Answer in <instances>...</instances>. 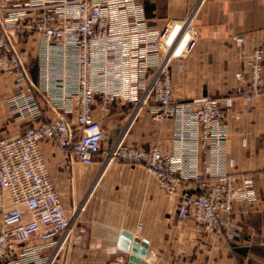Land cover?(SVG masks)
I'll return each mask as SVG.
<instances>
[{
	"label": "built area",
	"instance_id": "2783aa9c",
	"mask_svg": "<svg viewBox=\"0 0 264 264\" xmlns=\"http://www.w3.org/2000/svg\"><path fill=\"white\" fill-rule=\"evenodd\" d=\"M34 35L41 40L37 84L19 53ZM158 36L140 0H0V71L15 78L17 89L9 106L35 122L0 138V264H53L69 239L79 240L85 230L77 225L85 202L71 213L65 208L44 157L46 140L67 158L66 169L98 156L102 167L115 161L141 165L165 195L178 197V219L205 231L229 225L234 204L253 198L251 179L240 188L225 168V118L233 96L177 99L167 62L160 68L165 56L159 55ZM263 61L264 44L250 54L244 103L260 94ZM97 94L101 110L114 99L134 102L119 137L105 149L93 114ZM144 108L157 122L173 121L169 150L125 144ZM182 181L194 190L181 187Z\"/></svg>",
	"mask_w": 264,
	"mask_h": 264
},
{
	"label": "crops",
	"instance_id": "0c3cea01",
	"mask_svg": "<svg viewBox=\"0 0 264 264\" xmlns=\"http://www.w3.org/2000/svg\"><path fill=\"white\" fill-rule=\"evenodd\" d=\"M140 1L148 26L159 32L161 58L166 54L163 43L169 47L167 68L176 98L233 96L225 118V168L240 188L244 178L251 179L253 198L234 204L229 225L205 231L190 219H178V197L165 195L141 165L115 161L102 167L98 156L89 164L73 163L66 169L67 158L46 140L44 157L65 208L71 213L85 202L77 222L85 230L79 240L69 239L53 264H128L134 253L119 247L122 231L147 244L138 264H264V61L260 94L249 103L242 100L250 54L264 44V0ZM40 41L34 35L19 46L34 84L39 81ZM15 82L0 71V138L35 124L9 106V97L17 90ZM100 98L95 96L93 114L102 126L105 149L119 137L134 102L114 99L101 110ZM46 112L51 118L55 115ZM68 118L73 119L74 113ZM172 134L171 119L157 122L144 108L129 128L125 144L169 150ZM198 167L203 170L201 164ZM181 187L194 190L189 181H182Z\"/></svg>",
	"mask_w": 264,
	"mask_h": 264
},
{
	"label": "water",
	"instance_id": "95a60500",
	"mask_svg": "<svg viewBox=\"0 0 264 264\" xmlns=\"http://www.w3.org/2000/svg\"><path fill=\"white\" fill-rule=\"evenodd\" d=\"M119 247L125 251H131L128 264H138L139 257H144L146 254L147 244L145 241L139 242L133 239V235L128 231H122L119 239Z\"/></svg>",
	"mask_w": 264,
	"mask_h": 264
},
{
	"label": "rangeland",
	"instance_id": "374dc122",
	"mask_svg": "<svg viewBox=\"0 0 264 264\" xmlns=\"http://www.w3.org/2000/svg\"><path fill=\"white\" fill-rule=\"evenodd\" d=\"M162 47H163V49H164V51L166 53L165 54V58L167 59L169 57V53H168L169 47H167V44H165V43H163ZM163 64H165V63L163 62Z\"/></svg>",
	"mask_w": 264,
	"mask_h": 264
},
{
	"label": "bare ground",
	"instance_id": "6f19581e",
	"mask_svg": "<svg viewBox=\"0 0 264 264\" xmlns=\"http://www.w3.org/2000/svg\"><path fill=\"white\" fill-rule=\"evenodd\" d=\"M159 36H160V35H159ZM163 62H164V63H166V62H168V61H167V59H166V58H164V59H163V61L161 62V66H160V68H162V67H164V66H165V64H163ZM160 68H159V69H160Z\"/></svg>",
	"mask_w": 264,
	"mask_h": 264
}]
</instances>
